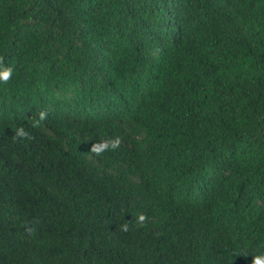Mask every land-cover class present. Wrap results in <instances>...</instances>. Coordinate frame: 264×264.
I'll list each match as a JSON object with an SVG mask.
<instances>
[{
  "label": "trees",
  "instance_id": "16d2710c",
  "mask_svg": "<svg viewBox=\"0 0 264 264\" xmlns=\"http://www.w3.org/2000/svg\"><path fill=\"white\" fill-rule=\"evenodd\" d=\"M67 46L109 77L76 65L85 106L66 117L70 99L59 102L39 140L15 120L10 100L32 84L12 73L15 97L0 98V264H218L231 256L219 237L264 253V0H0V73L57 48L64 61ZM110 80L143 96L138 120L158 142L136 151L146 169L125 193L106 184L112 150L90 152L135 137L128 95ZM20 128L30 138L14 139ZM159 186L170 219L147 211L164 204Z\"/></svg>",
  "mask_w": 264,
  "mask_h": 264
},
{
  "label": "clouds",
  "instance_id": "9594fccd",
  "mask_svg": "<svg viewBox=\"0 0 264 264\" xmlns=\"http://www.w3.org/2000/svg\"><path fill=\"white\" fill-rule=\"evenodd\" d=\"M69 46L65 50L66 53L64 55L67 56L66 60L60 59L61 56L57 54L59 53V48H57V52L55 49L53 51H48L49 57H45L40 55L39 57L43 60L39 61L37 64L33 61V54H26L21 58L18 67H11L5 70L3 73H0V98L3 96H7L9 98L11 95L10 83L9 80L13 77L12 73L15 71L16 75L21 71L23 72V76L25 77L30 87L29 91L25 94L27 96H22V98L14 100H10L15 105H11V110L15 109V120L17 116L19 117V122L25 126L33 125L37 128L38 134L40 135L39 140L48 139L50 136L51 128L53 122H55V126L57 125V115L53 112L55 108H62L58 105L59 102L67 99H70V103L68 105L67 111L65 110L64 115L66 117H79L80 110L85 106V96L83 94L84 89L81 85L80 78H74V71L78 69L76 65L83 67L84 70L87 71V76L91 73L96 76H108L104 72L103 69H99V67H95L92 65L88 59L83 58L80 54L74 51H68ZM39 55V54H38ZM60 59V61H59ZM92 61V60H91ZM2 63V61H0ZM27 65V69H23V67ZM92 68V69H91ZM109 77V76H108ZM107 84L110 86H114L118 91L125 93L128 95V104L125 108L120 109L123 113L129 114L131 118L127 121L133 120L134 128H135V137L134 141L142 142V146L138 149L134 146V141L132 136L130 135L127 142H124L122 139L120 141L119 138H115L113 140H102L98 143H95L90 152L96 155H103L104 151L111 149L112 150V159L109 161L107 166L105 167L106 177H107V185L112 186L115 185V192L125 193L129 188V184L131 181H135V179L146 169L145 166L141 165L139 161L135 160L136 151L137 150H147L151 147H155L158 144L157 139H153L148 141L146 136L148 131L151 132L152 123L146 125L143 121H139L138 119H143L144 111L141 107V98L143 96L140 93H133L127 86L119 84L115 81H108ZM58 99H56V98ZM7 99L0 100V107L3 106ZM19 100V102H17ZM48 100L52 105L46 106L42 105V102ZM66 108V107H65ZM133 112L131 113V111ZM55 114V118L53 116ZM77 113V114H76ZM106 114V113H105ZM103 114L101 117H103ZM87 116V115H86ZM84 118H89L84 117ZM12 122L13 121V118ZM125 121L120 130H123L130 134L129 130L125 126ZM150 135V134H149ZM27 139L30 138L29 133L26 132L23 128L17 129L14 139ZM132 138V142H131ZM5 139L0 135V147L4 145ZM121 143V148H118ZM124 148V149H122ZM121 150L124 151L123 156H119ZM191 173V170L188 169ZM250 173V177H251ZM130 177V178H128ZM240 179V183H241ZM244 189L249 190L248 184L246 183ZM170 195V191L168 193ZM153 195L160 200H163V206L155 207L156 210L153 211L148 209V213L152 215H159L160 218L170 219L172 207L173 197L168 195L165 196L160 188L156 191H153ZM160 205V204H159ZM197 214V210H195L194 214L192 213L190 216L192 221L194 222V216ZM170 217V218H168ZM147 221V217L143 214L139 215L137 218V223L140 226H143ZM130 221H126L124 224L120 226V231L128 232ZM191 224V220L187 222V225ZM182 226V230L184 226L187 228L188 233L193 231L189 226ZM223 240V242L230 243V253L227 256H223L218 261V264H264V253L262 251H258L255 253H238L235 244L224 237H219Z\"/></svg>",
  "mask_w": 264,
  "mask_h": 264
}]
</instances>
